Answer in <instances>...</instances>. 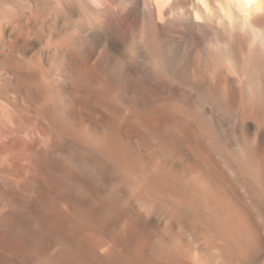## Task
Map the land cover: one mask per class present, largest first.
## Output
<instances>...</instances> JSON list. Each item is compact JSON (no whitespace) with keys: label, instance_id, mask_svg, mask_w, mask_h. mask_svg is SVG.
I'll return each mask as SVG.
<instances>
[{"label":"bare ground","instance_id":"bare-ground-1","mask_svg":"<svg viewBox=\"0 0 264 264\" xmlns=\"http://www.w3.org/2000/svg\"><path fill=\"white\" fill-rule=\"evenodd\" d=\"M41 2L44 8H50L48 1ZM93 3L73 0L71 6L64 4L60 11L66 15L77 8L86 17L73 28L77 34L71 35V41L81 57L90 59L100 53L96 69L88 71L86 67V72L77 68L76 57L69 51L58 54L57 69L64 78L58 85L47 75L38 77V70L30 72L27 66L28 69H14L13 81L21 88L19 97H26L40 120L39 127L28 131L37 128L35 135L43 137L37 144L36 136L16 131L19 138L13 129L8 133L9 127L5 130L6 126L0 125V264L250 261L254 225L248 211L259 208L253 201L247 205L236 202L234 195L228 197L232 192L221 189L215 177L222 178V165L247 181L240 186L246 196L254 191L260 197L259 193L264 192L259 190L264 185V0ZM3 11L15 27L22 26L16 12ZM88 20L93 23L87 27L89 32L85 29ZM5 30L0 27L1 33ZM123 46L129 57L118 56L120 61L111 67ZM32 63L30 67L40 68L43 73L40 62ZM46 70L49 75L53 69ZM96 77L103 83L99 89L91 85ZM168 79L182 87L177 90L186 100L182 106L162 102L163 89L175 91ZM111 89L118 91L117 100L123 101L124 108L113 103L116 97ZM173 95L168 93V98ZM154 99L162 103L152 105ZM238 99L243 103L236 108ZM214 109L221 110L224 118L220 115L218 119ZM208 111L213 113V120L206 119L205 113L211 115ZM158 118L164 119L163 125L168 124L163 131L159 125L161 137L152 129V122ZM225 119L235 132L241 152L230 156L221 152L217 163L208 157L212 152L207 149L209 145L205 146L206 152L202 153H210L204 158L211 169L208 177L213 179L202 177L204 172L195 180L184 179L182 170L195 159L188 145L189 125L202 121L207 135L212 137L217 130L215 123L222 124ZM252 128L258 135L254 144L247 141L248 135V139L243 136ZM135 131L146 137L153 134L150 137L155 140L149 146L154 147L156 166L152 167L155 163L150 157L152 166L144 163L143 168L140 164L147 154L140 156ZM43 138L47 139L45 144ZM200 140L195 143L200 145ZM195 164L193 168L199 161ZM126 189L132 196L125 195ZM184 234L200 237L194 250ZM211 249L217 255L207 261L205 257Z\"/></svg>","mask_w":264,"mask_h":264},{"label":"rangeland","instance_id":"rangeland-1","mask_svg":"<svg viewBox=\"0 0 264 264\" xmlns=\"http://www.w3.org/2000/svg\"><path fill=\"white\" fill-rule=\"evenodd\" d=\"M46 1L49 2V4H50L49 6H50L51 9L50 8H44L41 0L40 1L39 0H0V14L3 13L4 12L3 10H6V9H9L11 11H14V12H16L17 21L22 25V26H19V28H17L11 22V20L4 15V13L2 14V16L0 15V20H1L0 21V23H1V26L0 27L6 29L4 34L0 32V125H1V127H2V125H5L6 127L3 126L4 129L5 128L7 129V127H9L7 129V132L8 133H10V131L13 129L12 131H14V134L16 133V131H17V133L19 131L18 134L23 135V133L25 131V133L27 135H31V136H34L35 137L36 136L35 133H37V131H36L37 128H35V131L34 130H32V131L29 130L28 131V129H34V127H37V126L39 127V125H40L39 118L38 117L36 118V116L34 114V107L33 106H30V104L28 103V101L26 100V97L24 95L21 96V97H19V95H20L19 94V91H20L21 88H19V84L16 83V81L15 82L13 81V77L15 75L13 72H15V70H17L19 68L20 69H28L29 68L28 70L30 72H32L33 70L36 72V70H38L36 72V74L39 75L38 77L42 78V77H47L48 76V78H50L51 81L53 80L52 82H54V84L58 85V83H61L62 80L64 79L62 77L63 74L62 73H59V70L57 69L58 68L57 65H58V62H59V60L57 58L59 57L58 56L59 52H61V51L68 52L69 51V53L72 54V57L73 58L74 57L77 58V60H75L76 58H74V62L76 61L74 66H76L79 69L81 67L84 71L86 70V67H87V70H88V68H90V70H88V71H93L94 69H96V63H97L96 61H99L98 57L100 58V55H99L100 53L99 52L95 56H94V54H96V52L93 54L94 58L91 57L90 59H88V58L81 57V55L78 53L77 49L76 50L73 49L75 45L72 46L74 43L71 41L72 40L71 38L73 36H76V35H74L76 32L75 33L73 32V30H74L73 28H76V24H78V22L80 23V22L84 21V18H85V21H86V17H84V15L81 14L80 10H78L77 8H72L70 10L71 12L69 11V13L66 14V15L63 14L60 11V9L64 7V4L66 6H71L72 3H73V0H46ZM86 1H88L91 5L94 4L93 3V0H92V2H91V0H86ZM3 2H5V3H3ZM39 2H41V3H39ZM40 4H42V5H40ZM1 6H3L4 8H2ZM1 9H2V11H1ZM88 21H89L90 24L88 22H86L87 25L85 24L86 25L85 29H87V31L89 32L90 29L88 30L87 27L93 26L92 25L93 23H92V21L90 22V20H88ZM73 25H74V27H73ZM74 31H76V30H74ZM71 32H72V34H71ZM66 34H67V36H65ZM69 35L70 36L73 35V36H71L70 38H68ZM69 40L71 41V43H70ZM65 41H67V42H65ZM205 47H206V45H204V43H203V46L201 45V48H202L203 51H204ZM75 48H76V46H75ZM201 48H200V50H201ZM125 49H126V51H125ZM127 51H128V49H127V47L125 48V46L119 48L118 49V52L119 53H117V58L118 59H116V56H115V59L112 60L113 63L110 64V65H112L111 67L114 68V66L116 65L117 61H120V59L122 57L123 58H126L127 56L129 57V54L127 55V53H129V51L128 52ZM45 55H46V57H45ZM118 56H120L121 58H119ZM115 61H116V63H115ZM32 62H35V63L40 62L39 64H41L42 67H43V73L41 72L42 69H40V68H36V67L34 68L33 66L30 67V65L33 64ZM82 65H83V67H82ZM56 69L58 71H56ZM45 70L46 71L52 70V71H50L51 74L49 73V75H48V72H45ZM87 70H86V72H87ZM41 74H42V76H41ZM45 75H47V76H45ZM58 77H60V78H58ZM94 80H93L94 83L92 82V84H91L92 87L93 86L95 87V88L93 87L94 89H97V88L99 89L101 85L103 86V83L101 84L102 80L99 79V77L94 78ZM167 83L168 84L169 83L172 84L170 86H172L173 90H175V91H172L171 92V90H169L170 92H165V91H168V90L167 89H163L164 93L161 92L162 95L164 94L163 97L161 96L162 99H163V100L161 99L162 102L163 101L166 102L168 100L170 102L167 101L166 102L167 104L168 103L171 104V105L178 104V106H180V105L182 106L185 103L186 100L184 101V99H183L184 97L182 95L183 94L182 91H178L177 92V90H179L180 88L182 89V87L179 84L176 85V82L174 83L173 80H171V81L169 80V81H167ZM167 83H166V85H168ZM15 85L17 86V88H16ZM20 87H21V85H20ZM115 87H117V86H115ZM117 89H118V87L116 88V90ZM112 90L115 91V92H113ZM116 90L115 89H111V92L113 93V95L115 97L118 94V91H116ZM116 92H117V94H116ZM168 93H169L170 96H172L174 94L172 99H171V97H169L170 99L168 98ZM166 95H167V98L168 99L164 97ZM160 98H158V99H160ZM117 99L118 98L116 97L114 99L113 103H115L116 106L119 105V108H122L123 107V101L121 102V101H119ZM182 99H183V101H182ZM156 100L157 99H154L153 102H152L153 104L152 103L151 104L152 105H158V104L162 103L161 101L158 102L159 100L155 103L154 101H156ZM238 102H239L238 105L236 103V108H238L239 105H242L243 100L242 99H238ZM30 111L32 113H30ZM207 113H210L211 115L205 113V116L207 115L206 116V119L213 120V118L212 119L210 118L211 116L214 117L212 115L213 113H211L209 111ZM214 114H216V115L218 114L217 115V118L220 119L221 110L214 109ZM32 115H33V118L31 117ZM222 115H221V118H224L225 115L223 113H222ZM186 118L189 119V120L191 119L189 117H186ZM217 118H215V120H217ZM158 119L162 120L163 118H158ZM3 120H4V122H2ZM33 120H35V122L36 121L37 122L35 123ZM160 120H154V122H152L153 124L151 123L152 124V129L153 130L155 129L154 132L155 131H156V133L158 132L159 137H161L160 135L163 134V132H162L163 131V128H167V125H168L167 123H166V126L163 125V124H165L164 119L161 121L162 123H160ZM25 121H27L26 124L24 123ZM155 122H158L159 124L157 125V123H155ZM198 122H200V123H198ZM203 124L204 123L202 121H196V125H194V124L193 125H189V128H188L189 131H188V133L190 132L191 136H190V139L188 140V145H189V148L192 151L191 153L192 154L194 153L193 156H194V158L196 160L193 159L192 161H188L187 162V164H189V166L192 163V168H190L189 166H187L186 169H183L182 170V172L186 174L185 175L186 177H184V179H189L188 177H190V179H191L193 177L192 179L195 180V178H197L198 175H199V178H200V175H202V173L204 172V174L202 175V177L203 176H206L208 180H211V178L213 179V177H211V176L208 177V173L211 172V169L209 167H206V163H205V159L206 158L210 157L211 160L212 159H214L215 161L217 160V163H218V156L220 155L219 153H221V152H222L221 154H223V155L225 154L226 156H228V154L230 156L231 153L234 154L233 152H236L235 154H238L239 151L241 152V147H240V145L238 143H236V140H235V136H236V135H234L235 132L232 131L233 128H232L231 124L228 123L227 119H225V121L222 124L220 122L219 123H215L216 124L215 126L218 125L217 127L214 126V129L216 128L217 130L216 129L215 130L217 132L215 131V134L212 137L211 136L209 137L207 135V132H206L207 129H206V127H204L205 125H203ZM223 124H225V125H223ZM159 125L162 127V131L159 130L160 129L159 128ZM202 125H203V129H201L202 128ZM156 126L158 128H155ZM193 126H195V129L197 131L193 129L194 128ZM23 127L25 128V130H24ZM14 128H15V130H14ZM26 129H27L28 132L26 131ZM167 130L168 129H166L165 131H167ZM202 130H203V132H202ZM256 130H257L256 128H252V129H250V131H248L249 134L247 132H245L243 134L244 138H247V135H248L249 140H247L248 138L246 140L249 141V143H251V144H254L255 143L256 138L258 136L256 134L257 132H254ZM194 131H196L198 133H196ZM222 131H224V132L222 133ZM135 132H137V131H135ZM232 132H234V133L232 134ZM17 133H16L15 136H17V137L20 138V135H18ZM32 133H34V134H32ZM141 133L142 132H137V133L134 134L135 136H137L136 139H135L136 143H139L137 145L139 147L141 146L138 149L139 150L138 152H140V156L142 155V158H143V155H146L147 154L146 157L144 156V159H142V161L140 162V164H143L142 166H143V168H145L144 163H145V165L147 163L148 166H149L150 163H152V164H150V166H152L155 163L152 166V167H154V166L157 165L158 160L157 159L155 160L152 157L153 156V149H154V147L153 146L150 147L149 144L152 145L155 139L152 138L153 137V134L152 135H148V137H146V136H144L143 133L142 134ZM156 133H155V135H157ZM193 133L195 134V137H197L196 141L194 140L196 143H198L197 142L198 139H202L199 142L200 145L199 144L197 145L195 142H192L193 141V138H195ZM11 134H13V133H11ZM138 135H139V137H138ZM141 135H143L146 138H143V136H141ZM135 136H134V138H135ZM150 136H152V137H150ZM42 137L43 136H40V135H38V136L35 137V138L39 139V140L36 141L37 144L38 143L41 144L40 143L41 142L40 139ZM149 137L152 138L153 140H151ZM157 137H158V135H157ZM159 137L157 139H159ZM206 137H208L210 140L207 139ZM44 138H43L42 141H44V144H45L47 142V139L45 140ZM148 138L150 139L149 141L151 143H148L149 142L148 141ZM154 138H156V137L154 136ZM211 138H213V140ZM139 139H141V140L144 139V142L141 141V140H139ZM145 141H146V143H145ZM211 141L212 142H216L215 144H218V145H215L213 143L215 145V147H214ZM233 142H234L235 145L233 144ZM189 143H192V144H189ZM203 143L204 144L207 143V144L203 145ZM42 144H43V142H42ZM236 145H238V146H236ZM198 146L201 147V149L205 148V146L206 147L208 146L207 147V149H209L208 151L209 152L210 151L212 152L211 153V156L209 155L207 157V155L210 154V153H205V155H204V153H202V152H206V151H204L206 148L203 149V150H201L199 148V151H198ZM232 146L234 147V149H233ZM192 147L193 148L195 147V149H194L195 152H194V150H193ZM143 150H144V152H143V154H141ZM214 150H215V153H214ZM218 151H220V152H218ZM224 151L227 152V153H225ZM138 152H137L136 155H139ZM147 152L148 153L151 152V153L148 154ZM197 153H198V157H197ZM147 157H150L153 160L150 159V158H147ZM204 157H206V158H204ZM161 158L162 157L159 156V162L161 161ZM139 159H141V158H139ZM149 159L152 160L154 163L151 162ZM145 160H146V162H145ZM162 160H163V158H162ZM195 161H197V163L199 161V164L195 168H193L194 167L193 163L195 164ZM148 166H146V167L149 168L150 166L149 167ZM220 166L222 168V178L220 180H218L217 178H220V177L216 176L215 177V180L216 181L215 180H213V181H215L216 183H218L219 186L222 185L221 186V189H223L225 192L228 191L227 193H229V194L232 192V195H230V196L228 195V197L233 198L235 196L234 198H235V201L237 200L236 202L239 201L240 203H245V204L248 205L249 203H251L253 201V203H255L257 205V208H259V211H256L254 208L251 207V208H249V211L250 210L251 211L250 212L248 211L249 216L251 215L249 221H250L251 224L254 225V226H252V228H254V230L252 229L253 230V232H252L253 233V236H252L253 239L252 240H253V247L254 248H253V252H252V256L250 258V261L247 260L248 263H247V261H245L243 264H250V263H252V264H264V192L263 191H261V192L259 191L260 192L259 193L260 197H258L257 194L254 191H251L249 193V195H248L249 197L246 196L244 194V192H243V189L240 186H242L247 181L245 180V182H244V180H243L244 178L238 172H235L234 174H232V173L228 172V170L226 168L222 167V165H220ZM224 170H226V172ZM225 173H226V175L227 174H229V175L226 176ZM187 175H189V176H187ZM209 175H211V173ZM242 182H243V184H241ZM221 183H224V184L226 183L227 184V185H225L226 186V188H225L226 190L223 188V187H225L224 184H221ZM114 185H115V183H114ZM230 185H232V186H230ZM110 186H113V185H110ZM228 187H230L229 188L230 189V192H229ZM262 187L259 188V190L260 189L263 190L264 187L263 188ZM129 191H131V190L126 189L125 192L126 193L128 192V193L127 194L125 193V195L132 196V193H129ZM127 196L125 197L126 200L129 199V197L127 198ZM125 199H124V201H125ZM186 235H188V234H184L182 236H184L185 238L188 237L186 239L187 244H188L189 247H191L192 250H194L192 247L195 246V244L198 245L201 242L200 241L201 240L200 237L199 236H186ZM254 245H256V246H254ZM215 251L216 250H214V249H213V251H212V249L209 250V251H207V252H210V253H207L206 254L205 260L212 261L211 259L215 255H217V252H215ZM210 254L213 255V256H211ZM209 257H210V259H209Z\"/></svg>","mask_w":264,"mask_h":264}]
</instances>
